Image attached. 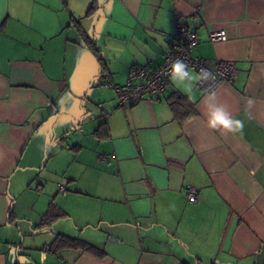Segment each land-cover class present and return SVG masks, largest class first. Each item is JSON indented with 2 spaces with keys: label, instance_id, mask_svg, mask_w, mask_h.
Here are the masks:
<instances>
[{
  "label": "crops",
  "instance_id": "0c3cea01",
  "mask_svg": "<svg viewBox=\"0 0 264 264\" xmlns=\"http://www.w3.org/2000/svg\"><path fill=\"white\" fill-rule=\"evenodd\" d=\"M177 21L233 83L170 77L119 104L112 84L160 65ZM210 105L243 130H210ZM0 264H264V0H0Z\"/></svg>",
  "mask_w": 264,
  "mask_h": 264
},
{
  "label": "built area",
  "instance_id": "2783aa9c",
  "mask_svg": "<svg viewBox=\"0 0 264 264\" xmlns=\"http://www.w3.org/2000/svg\"><path fill=\"white\" fill-rule=\"evenodd\" d=\"M209 39L212 42L224 39L222 30L209 31ZM198 42L197 33L176 22V33L173 36L169 51L163 62L157 67H150L147 64L132 66L126 75V80L122 84H112L119 104L126 105L143 94L158 95L168 85L171 77L172 64L177 59L182 60L187 65V71L200 75L201 69H206L212 75L201 76L196 80L195 87L203 93L211 92L220 84H232L236 78L235 64L231 60H221L218 62L192 55V50ZM102 160L104 156H100ZM59 190L64 193V187L59 186ZM186 198L190 202L198 199L197 189L188 186Z\"/></svg>",
  "mask_w": 264,
  "mask_h": 264
},
{
  "label": "clouds",
  "instance_id": "9594fccd",
  "mask_svg": "<svg viewBox=\"0 0 264 264\" xmlns=\"http://www.w3.org/2000/svg\"><path fill=\"white\" fill-rule=\"evenodd\" d=\"M171 78L174 83L178 81H183L185 77H189L191 80L196 81L203 77L212 75L206 69L200 70V75L195 73H190L187 71V65L180 59H177L172 64ZM179 86V84H178ZM185 90H190L189 87H185ZM215 93H212L209 99H214ZM248 104L251 105L252 101L248 100ZM207 127L210 130L220 131L222 134L226 135L228 133H237L242 131L244 128V121L234 118L226 106L224 105H210L208 111Z\"/></svg>",
  "mask_w": 264,
  "mask_h": 264
},
{
  "label": "trees",
  "instance_id": "16d2710c",
  "mask_svg": "<svg viewBox=\"0 0 264 264\" xmlns=\"http://www.w3.org/2000/svg\"><path fill=\"white\" fill-rule=\"evenodd\" d=\"M63 215H64L63 210L59 209L53 202H51L42 216L41 223L43 224L49 223L52 220L61 217ZM52 246H55L56 248H63L65 246L80 248L83 251H86L97 257L105 255V251L103 249L98 248L92 244H89L79 237H72L65 234H57L54 241L52 242Z\"/></svg>",
  "mask_w": 264,
  "mask_h": 264
},
{
  "label": "rangeland",
  "instance_id": "374dc122",
  "mask_svg": "<svg viewBox=\"0 0 264 264\" xmlns=\"http://www.w3.org/2000/svg\"><path fill=\"white\" fill-rule=\"evenodd\" d=\"M24 205H25V203H24ZM23 212L26 213V210H25L24 207H23ZM21 215L27 217L26 215H24V214H22V213H21ZM24 220H25V219H19V223H20L22 226H23V225L25 224V222H26V221H24Z\"/></svg>",
  "mask_w": 264,
  "mask_h": 264
}]
</instances>
